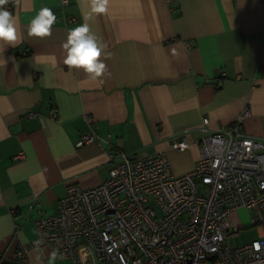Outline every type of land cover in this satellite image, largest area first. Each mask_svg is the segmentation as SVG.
Masks as SVG:
<instances>
[{
  "label": "crops",
  "instance_id": "crops-1",
  "mask_svg": "<svg viewBox=\"0 0 264 264\" xmlns=\"http://www.w3.org/2000/svg\"><path fill=\"white\" fill-rule=\"evenodd\" d=\"M11 6L18 38L0 45L2 264L18 263L19 242L29 246L30 264L61 261L31 246L34 221L56 210L67 185L105 180L108 148L164 151L180 174L194 166L201 139L233 125L244 105L241 130L264 141L262 0H106L103 13L91 10V0L63 7L58 0H12ZM44 6L57 17L51 33L29 35L30 19ZM84 13L104 45L106 68L96 78L63 63L67 30L85 22ZM85 131L98 139L78 145ZM180 137L188 147H170ZM233 222L234 244L262 233L246 209ZM240 230L253 235L236 242Z\"/></svg>",
  "mask_w": 264,
  "mask_h": 264
},
{
  "label": "built area",
  "instance_id": "built-area-1",
  "mask_svg": "<svg viewBox=\"0 0 264 264\" xmlns=\"http://www.w3.org/2000/svg\"><path fill=\"white\" fill-rule=\"evenodd\" d=\"M11 1L0 6L11 11ZM58 1L63 7L69 0ZM247 114L244 105L233 125L204 136L194 166L180 174L164 151L108 148V177L90 187L67 185L56 210L35 219L31 246L68 264H264V141L241 130ZM95 139L85 131L77 144ZM170 147L183 150L188 142L174 138ZM239 209L262 233L234 244ZM28 248L18 243L17 264H30Z\"/></svg>",
  "mask_w": 264,
  "mask_h": 264
},
{
  "label": "clouds",
  "instance_id": "clouds-1",
  "mask_svg": "<svg viewBox=\"0 0 264 264\" xmlns=\"http://www.w3.org/2000/svg\"><path fill=\"white\" fill-rule=\"evenodd\" d=\"M4 0H0L2 5ZM91 10L97 13L106 11V0H91ZM89 13H84L85 22L67 30L62 42L64 49L63 63L69 68H78L93 78L101 76L106 65L101 59L103 43L87 23ZM56 14L51 8L41 7L30 19L27 27L29 35L43 37L49 35L56 21ZM17 23L13 13L0 6V45L13 44L17 40Z\"/></svg>",
  "mask_w": 264,
  "mask_h": 264
},
{
  "label": "rangeland",
  "instance_id": "rangeland-1",
  "mask_svg": "<svg viewBox=\"0 0 264 264\" xmlns=\"http://www.w3.org/2000/svg\"><path fill=\"white\" fill-rule=\"evenodd\" d=\"M252 232H253V230L252 231L251 230L250 231L240 230V237L236 238L235 241L238 242L239 240H242V239H245L246 237H248V235H253ZM58 262L61 264H68L69 263V261H67V260H61ZM52 263L56 264L57 260H54Z\"/></svg>",
  "mask_w": 264,
  "mask_h": 264
}]
</instances>
